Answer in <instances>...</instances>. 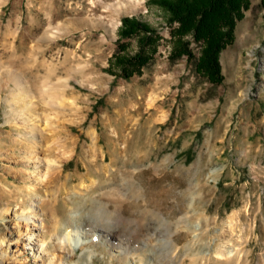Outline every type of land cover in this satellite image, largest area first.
Masks as SVG:
<instances>
[{
    "label": "rangeland",
    "instance_id": "374dc122",
    "mask_svg": "<svg viewBox=\"0 0 264 264\" xmlns=\"http://www.w3.org/2000/svg\"><path fill=\"white\" fill-rule=\"evenodd\" d=\"M250 1L214 84L173 59L180 24L154 0H0V264H264V9ZM125 17L158 30L131 77L108 69L140 49ZM69 217L118 240L58 244Z\"/></svg>",
    "mask_w": 264,
    "mask_h": 264
},
{
    "label": "trees",
    "instance_id": "16d2710c",
    "mask_svg": "<svg viewBox=\"0 0 264 264\" xmlns=\"http://www.w3.org/2000/svg\"><path fill=\"white\" fill-rule=\"evenodd\" d=\"M169 15L170 23H179L173 30L175 46L173 59L188 56L196 59L197 71L214 84L224 81L221 53L233 45L236 39V27L251 6L250 0H154ZM264 9V0H262ZM158 30L137 17H125L120 28L121 38L139 37L140 49L133 53L128 48L119 47L112 59L109 71L116 75L131 77L154 57L150 47L158 38ZM193 36L200 46L197 57L191 48ZM134 68V69H133Z\"/></svg>",
    "mask_w": 264,
    "mask_h": 264
},
{
    "label": "bare ground",
    "instance_id": "6f19581e",
    "mask_svg": "<svg viewBox=\"0 0 264 264\" xmlns=\"http://www.w3.org/2000/svg\"><path fill=\"white\" fill-rule=\"evenodd\" d=\"M101 1V5L103 6V7H107V8H109L111 11H115V10H119V9H122L123 7H125V6H127V4H134V0H100ZM93 3H96L95 1L93 2ZM52 83V82H51ZM59 86V85H58ZM61 87V86H60ZM63 94H64V92H63ZM90 135L94 138L95 137V135H96V132L94 131V130H92L91 132H90ZM59 201V199L57 200V202ZM58 218V217H57ZM31 219H33L32 217L30 218V220ZM62 219H60V220H57L56 219V222L54 223V224H52L53 225V228L52 229H54V233H53V236L55 237L54 238V240L55 241H58V244L60 243V244H65V241H66V238H68V239H71L72 237H75L76 239H74L75 240V243L78 245L80 242H82V238L83 237H85V238H91V240L93 239L94 241H97V240H99V239H102L103 240V242H105V244L106 243H108V242H110L111 240H112V238L110 237L111 236V234H108V235H103V234H101V233H99V231H98V229H96V228H89L88 229V233H92L91 234V236L90 237H88L86 234V232H82L81 230H79L78 228H80V226H76V225H80V224H78L76 221H75V219L73 218V217H69V219H68V221H66L65 222V224H66V227L67 226H69V227H72L68 232H67V234H65V235H63V234H59V232H57L58 230V226L61 224L60 223V221H61ZM77 220V219H76ZM63 221V220H62ZM78 221V220H77ZM64 222V221H63ZM28 225H26V227H27ZM62 226H63V224H62ZM231 227H232V225H231ZM61 229V228H60ZM57 230V231H56ZM51 231V230H50ZM27 232H28V230H27ZM28 234L31 236V237H33L32 235L33 234H30L29 232H28ZM63 235V236H62ZM117 236V234H113V236ZM119 236V235H118ZM94 237H96V239L94 238ZM32 240H36V239H33L32 238ZM118 239L116 238V239H114V240H112V241H117ZM35 243H36V241H35ZM71 243V242H70ZM88 243V242H87ZM31 244V243H30ZM81 245V244H80ZM119 246H122V243H119ZM59 247H63V246H59ZM136 247V246H135ZM121 249V248H120ZM125 249V250H124ZM124 249H122L121 251H120V254H123V255H128V257H129V255H131V250H130V247L127 245L126 247H124ZM138 253V252H137ZM139 254V253H138ZM216 254H217V259H228V262H229V259H233L234 260V258H236L237 257V255H238V251L237 252H234V250H232V249H228L227 247H222L220 250H218L217 252H216ZM133 255H135V252H134V254H132V257H133ZM125 256V257H126ZM136 256H137V254H136ZM135 256V257H136ZM124 257V258H125ZM127 257V258H128ZM134 259V258H133ZM140 259H142V258H140ZM143 260V259H142ZM194 260V259H193ZM200 260V259H199ZM232 261V260H231ZM230 261V262H231ZM193 262V261H192ZM143 263H145L144 261H143ZM142 263V264H143ZM136 264H137V262H136ZM192 264H196V263H192Z\"/></svg>",
    "mask_w": 264,
    "mask_h": 264
}]
</instances>
